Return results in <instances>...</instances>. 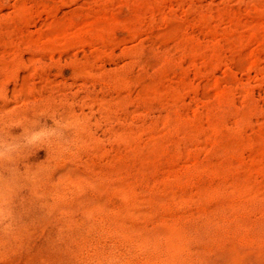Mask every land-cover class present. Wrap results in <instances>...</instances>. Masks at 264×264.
<instances>
[{
	"label": "rangeland",
	"instance_id": "374dc122",
	"mask_svg": "<svg viewBox=\"0 0 264 264\" xmlns=\"http://www.w3.org/2000/svg\"><path fill=\"white\" fill-rule=\"evenodd\" d=\"M0 264H264V0H0Z\"/></svg>",
	"mask_w": 264,
	"mask_h": 264
}]
</instances>
